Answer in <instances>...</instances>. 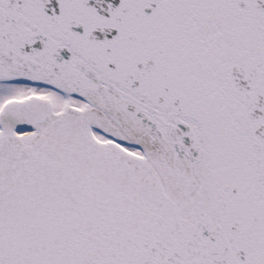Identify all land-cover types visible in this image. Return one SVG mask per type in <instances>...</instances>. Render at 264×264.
Masks as SVG:
<instances>
[{
	"label": "snow or ice",
	"instance_id": "obj_1",
	"mask_svg": "<svg viewBox=\"0 0 264 264\" xmlns=\"http://www.w3.org/2000/svg\"><path fill=\"white\" fill-rule=\"evenodd\" d=\"M0 264H264V0H0Z\"/></svg>",
	"mask_w": 264,
	"mask_h": 264
}]
</instances>
